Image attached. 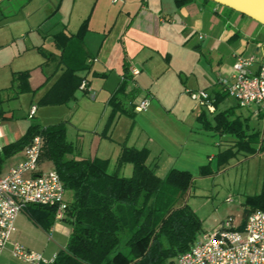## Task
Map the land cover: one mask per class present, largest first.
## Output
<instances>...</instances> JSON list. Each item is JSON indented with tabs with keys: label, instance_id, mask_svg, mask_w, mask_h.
Instances as JSON below:
<instances>
[{
	"label": "rangeland",
	"instance_id": "1",
	"mask_svg": "<svg viewBox=\"0 0 264 264\" xmlns=\"http://www.w3.org/2000/svg\"><path fill=\"white\" fill-rule=\"evenodd\" d=\"M95 2L87 48L97 57L92 71L107 75L89 74L95 93L80 91L77 99L65 104H39L40 96L62 71L53 35L66 25L75 31ZM168 3L172 5L173 0H133L130 4L127 0H67L61 9L59 0H34L22 6L14 2L15 8L20 6L19 11L9 15L5 25L0 24V108L10 115L8 119L0 118V129L11 142L31 124L65 122L67 136L76 145L73 155L109 159L108 170L122 176H130L133 170L131 162L118 163L123 147L152 145L148 162L157 164L156 172L162 178L172 168L192 172L194 183L186 201L202 220L200 237L228 218L234 217L236 225L242 223L246 197L261 190L264 149L256 154L241 150L228 162L218 163L219 153L233 144L229 140L232 136L204 127L193 111L197 103L187 92H181L183 85L193 87L198 76L208 72L211 57L205 47L196 48L194 38L185 44L190 29L183 28L189 24L183 25L174 18L175 22L153 23V32H149L146 19H142L143 4L166 17ZM162 33L166 36L159 37ZM169 50L173 51V69L162 77L147 78V84L142 86V95L147 94L151 101L149 110L123 113L108 127L112 108L109 99L122 78L124 64L137 66L144 74L148 67L161 73ZM38 81L44 83L36 84ZM33 84V90L27 89ZM233 102L235 99L228 95L220 107H231ZM33 105L38 107L35 115L30 112ZM233 106L230 118L248 111ZM207 116L214 123V114L207 111ZM243 120L251 127H264V119L259 121L255 115ZM9 158L4 164L10 162ZM43 160L46 169L54 168L49 160ZM204 164L213 167L211 174H201L200 166ZM66 198L72 201V190L67 189Z\"/></svg>",
	"mask_w": 264,
	"mask_h": 264
},
{
	"label": "trees",
	"instance_id": "2",
	"mask_svg": "<svg viewBox=\"0 0 264 264\" xmlns=\"http://www.w3.org/2000/svg\"><path fill=\"white\" fill-rule=\"evenodd\" d=\"M174 1L181 7L192 0ZM206 1L250 17L214 0ZM89 22L88 17L76 33L64 30L54 35L63 71L40 98L39 104H65L75 99L86 79L82 72L90 67L83 44ZM124 69L127 73L128 66ZM123 83L111 98L113 113L108 127L113 126L122 112L131 113L125 105L131 97L123 95ZM0 118L8 119L10 115L0 108ZM200 118L203 119V115ZM216 119L215 125L210 124L212 128L237 137L232 147L219 153V164L228 162L238 151L256 154L264 149V137L260 132L250 133L240 120L229 119L227 112L217 114ZM37 134L45 138L41 161H51L66 190L73 192L63 219L72 226L69 242L48 264H167L196 243L203 225L186 201L194 183L190 170L172 168L167 177L162 178L156 172L157 164L148 162V147L126 145L119 154L118 163L131 162L132 174L122 176L118 171L110 172L109 159L73 155L76 145L67 136L65 122L29 125L21 137L4 146L0 169L7 158L24 151ZM212 171L210 164L201 166L203 175ZM256 209L264 210V176L260 193L245 199L243 222ZM26 212L45 229H49L56 218L55 208L39 203L29 204Z\"/></svg>",
	"mask_w": 264,
	"mask_h": 264
},
{
	"label": "crops",
	"instance_id": "3",
	"mask_svg": "<svg viewBox=\"0 0 264 264\" xmlns=\"http://www.w3.org/2000/svg\"><path fill=\"white\" fill-rule=\"evenodd\" d=\"M34 0H0V24L5 25L3 23L4 21L10 20V16L13 13L19 11V7L24 5V3L30 4ZM49 1H56V0H49ZM67 0H59L61 3V9L63 3H65ZM133 0H127L128 4H130ZM14 2L21 4L18 8L14 7ZM76 2V0H75ZM162 2H161V10H162ZM13 7V8H12ZM168 9L169 16L161 17L160 15H157L152 10H148L147 5L143 4L142 7V19L145 18L148 25H149V32H153V23L156 22V25H159V23L166 24L167 22H175L174 18H177L178 21H180L185 26L183 29L189 28V32L187 35V39L184 41L185 44L189 42V40H192L196 43V48L203 49L206 48V52H208V56L211 57V65L208 66V72H204L202 75L198 76L197 82L194 84L193 87H188L187 85H183L181 88V92H187L189 95V91H198V90H207L210 92L212 98L214 99V110H210L207 106L201 105L198 103L195 99L191 98L197 103V105L193 108L194 113L196 114V117L199 121L203 122L204 127L207 129L212 128L211 125L216 124V115L222 112H227V116L229 119L234 120L238 119L242 122V125L244 128L249 130L250 133L253 132H260L261 136L264 137V127L259 124L256 127H251L250 124L243 119H248L252 115H255L258 120L264 119L262 115H258L255 110V106H246L244 108H247L248 111L241 112L240 114H237L236 117L230 118L229 115L234 111L233 105H239V102L236 98L233 102L232 106L228 108L221 109V104L225 102L226 98L228 97V94L223 90V86L221 84V79L224 78H231V75L234 70V63L239 55H255L258 60L257 62L252 66L254 71H257L260 67V64L262 61H264V25L260 24V22L250 18L243 16L242 14L230 10L226 8L225 6L216 4L211 1L206 0H192L191 2L178 7L175 4V1L173 0V4H167L166 5ZM96 8V2L93 4L89 14L81 21L80 25L77 27L75 31L72 29H69L66 25L63 29L60 31H66L68 33H76L81 24L85 19L88 17L90 18L89 22V30L85 34L84 37V47L87 52V63L90 65L89 69L86 71H83L82 74L86 77V80L89 82L88 89H83L82 87L77 91L75 99H77L78 92H82V94H88L89 90L93 92V89L91 88L92 81L89 78V74L93 72L94 75L98 76H105L107 74L100 73L97 71H92L93 63L97 60V57L89 51L87 48V42H88V35L91 31V23L94 16ZM59 7H56L55 12L58 13ZM52 13L51 15H54ZM55 13V14H57ZM55 16V15H54ZM140 17V16H139ZM50 18V17H48ZM203 34H202V33ZM57 33V32H56ZM55 33V34H56ZM204 35L203 38L200 37L201 34ZM54 34V35H55ZM53 35V38H54ZM166 36V34H161L159 37ZM211 39L208 42H203L205 39ZM169 38H167L168 40ZM183 40V39H182ZM55 42V40H54ZM172 44V43H171ZM166 68L159 73L157 69L148 67V73L144 74V70L140 69V73L133 78L134 82L136 84H133L131 82V76L129 74V69L132 66H128L127 63L124 64L128 66V71L125 73V69L122 74V78L118 83V86L113 91L109 103L112 106L109 116L113 113V103L111 102V98L115 95L117 90L120 87V84L122 81H124V93L123 95H128V97H131L128 102L125 103L126 107H128L133 112H146L149 110L150 106L145 111H137L135 109V105L137 101H139L141 98L147 96V94H143L142 86L147 80V78H155V77H162L165 75L168 71L173 69L174 62H173V51L169 50L166 55ZM91 60V61H90ZM61 61V52L59 49V67L63 71L62 65H60ZM137 67V66H136ZM61 71V73H62ZM60 73V75H61ZM129 74V76L127 75ZM59 75V76H60ZM145 75V76H144ZM58 76V77H59ZM57 77V79H58ZM56 79V80H57ZM55 80V81H56ZM167 80H169V77H167ZM42 81V80H41ZM41 81H38L36 84H39ZM54 81V82H55ZM53 82V83H54ZM44 82L40 83L42 85ZM51 84V86L53 85ZM36 84L29 85L27 89L33 90V87L36 86ZM50 86V87H51ZM49 87V88H50ZM49 88L40 96V98L49 90ZM95 93V90L94 92ZM93 97H95V94H92ZM230 96V95H229ZM39 98V100H40ZM38 100V101H39ZM243 107V106H241ZM38 111V107H37ZM36 111V113H37ZM207 111L214 114V123L208 118ZM127 113V112H122ZM119 115V117L121 116ZM129 114V113H127ZM203 115V119L200 118V116ZM243 116V117H242ZM110 119V117H109ZM109 121V120H108ZM207 121V125H206ZM219 132V131H217ZM4 140L6 143L7 140L5 139L7 137V133L4 132ZM220 133V132H219ZM24 134V133H23ZM22 134V135H23ZM222 134V133H220ZM227 133H224L222 135H226ZM21 135V136H22ZM231 135L232 137L229 138L233 144L231 147L235 144L237 137L234 134H227ZM20 136V137H21ZM13 142V140L11 141ZM134 146V145H133ZM146 146V145H145ZM138 147V146H137ZM143 147V146H142ZM150 149V154L152 149V145L146 146ZM165 146H162V150L165 151ZM230 148V147H228ZM226 150V149H224ZM223 150V151H224ZM237 150L234 148V151ZM122 151V150H121ZM222 152V151H221ZM121 153V152H120ZM25 157V152L22 151L20 153H17L13 156H11L10 162L7 164H3L1 170L2 171H8L10 168L15 166L18 162L23 160ZM212 157H210V161H212ZM47 162V161H46ZM50 162L52 165L53 163ZM45 164V163H44ZM42 162V168L46 169ZM206 165V164H204ZM203 166V165H201ZM200 166V170H201ZM213 168V167H212ZM133 172V170H132ZM67 191V190H66ZM261 191V190H260ZM67 199V198H66ZM68 201V200H67ZM234 222L235 218L233 217ZM243 215L241 216L240 222H242L240 225H242L244 222ZM72 233V226L67 223L64 220L58 221L55 218L54 223L51 225L49 229H45L42 225H40L38 222L34 221L29 214L26 211L21 212L15 221L14 231L12 233L11 242L6 246L4 249L2 255L0 256V264H31L30 262L24 261L22 259L17 258L14 256L12 250H13V243L17 242L22 245H24L27 249L33 250L36 252L42 253L46 258L53 261L59 251L61 249L66 248L70 236Z\"/></svg>",
	"mask_w": 264,
	"mask_h": 264
},
{
	"label": "built area",
	"instance_id": "4",
	"mask_svg": "<svg viewBox=\"0 0 264 264\" xmlns=\"http://www.w3.org/2000/svg\"><path fill=\"white\" fill-rule=\"evenodd\" d=\"M201 38L204 35H200ZM258 58L253 55H239L233 65L231 78L221 79L223 90L236 98L243 107L254 105L255 112L264 117V61L257 71L252 66ZM91 61V60H90ZM140 69L132 66V77ZM81 87L88 89L83 80ZM193 99L214 110V99L207 90H188ZM150 99L145 96L137 101L135 109L145 111ZM37 105L31 107L35 115ZM7 143L0 129V155ZM45 138L37 134L24 150L25 157L8 171L0 169V256L11 242L15 221L31 203H39L56 209V219L63 220L69 203L66 187L60 174L53 169L42 168L41 155ZM14 256L31 264H48L52 261L42 253L27 249L20 243H13ZM167 264H264V210L252 211L242 225H236L233 218L222 221L212 230L204 231L193 247L179 254Z\"/></svg>",
	"mask_w": 264,
	"mask_h": 264
},
{
	"label": "water",
	"instance_id": "5",
	"mask_svg": "<svg viewBox=\"0 0 264 264\" xmlns=\"http://www.w3.org/2000/svg\"><path fill=\"white\" fill-rule=\"evenodd\" d=\"M245 13L264 25V0H214Z\"/></svg>",
	"mask_w": 264,
	"mask_h": 264
}]
</instances>
